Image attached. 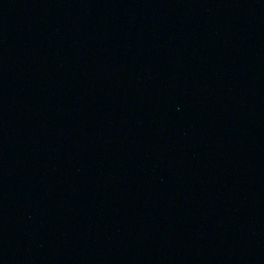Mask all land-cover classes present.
Returning a JSON list of instances; mask_svg holds the SVG:
<instances>
[{"label": "water", "instance_id": "95a60500", "mask_svg": "<svg viewBox=\"0 0 264 264\" xmlns=\"http://www.w3.org/2000/svg\"><path fill=\"white\" fill-rule=\"evenodd\" d=\"M0 264H264V0H0Z\"/></svg>", "mask_w": 264, "mask_h": 264}]
</instances>
